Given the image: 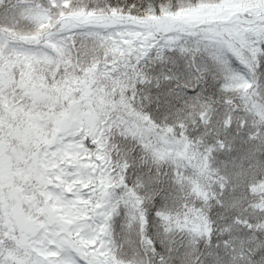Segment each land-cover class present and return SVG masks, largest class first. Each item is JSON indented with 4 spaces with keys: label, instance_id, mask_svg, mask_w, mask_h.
I'll use <instances>...</instances> for the list:
<instances>
[{
    "label": "snow or ice",
    "instance_id": "1",
    "mask_svg": "<svg viewBox=\"0 0 264 264\" xmlns=\"http://www.w3.org/2000/svg\"><path fill=\"white\" fill-rule=\"evenodd\" d=\"M0 264H264V0H0Z\"/></svg>",
    "mask_w": 264,
    "mask_h": 264
}]
</instances>
